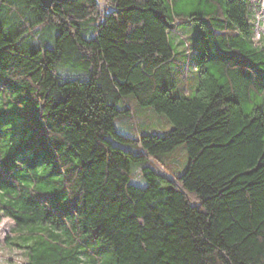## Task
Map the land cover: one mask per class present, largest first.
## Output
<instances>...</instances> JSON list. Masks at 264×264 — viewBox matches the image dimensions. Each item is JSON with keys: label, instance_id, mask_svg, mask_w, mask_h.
Here are the masks:
<instances>
[{"label": "trees", "instance_id": "16d2710c", "mask_svg": "<svg viewBox=\"0 0 264 264\" xmlns=\"http://www.w3.org/2000/svg\"><path fill=\"white\" fill-rule=\"evenodd\" d=\"M0 0V223L78 235L21 246L27 264H264V46L253 0ZM197 32L199 80L174 95L172 35ZM133 95L174 124L141 134L116 119ZM185 144L186 170L157 156ZM146 186L133 164L145 163ZM26 240H29V239ZM46 249L36 252L37 247Z\"/></svg>", "mask_w": 264, "mask_h": 264}, {"label": "rangeland", "instance_id": "374dc122", "mask_svg": "<svg viewBox=\"0 0 264 264\" xmlns=\"http://www.w3.org/2000/svg\"><path fill=\"white\" fill-rule=\"evenodd\" d=\"M101 9L104 12H109L110 9L105 0H101ZM248 21L255 29V42L257 45L264 46V0H253V6L248 14ZM197 30L191 25L180 26L179 32L172 35V45L176 51L174 61L170 63L172 71V80L169 83L171 92L174 95L193 96L197 88L199 76L195 69L194 53L198 48ZM130 106L129 114L121 115L116 119L117 130L126 137L133 139V142L120 143L114 141L117 145L132 150L136 154L142 153V146L137 140L141 134L157 133L166 134L174 124L163 113H159L148 106L140 105L133 95H128L123 98L120 107ZM163 165L157 164L154 159H151L153 165H156L162 172L169 176L181 175L187 168L189 156L185 144H180L172 151L162 153L157 156ZM145 163H134V183L140 186H146L147 182L143 177L141 168ZM30 228H20L17 223L9 217H5L0 223V264H27L30 261L29 251L20 248L40 241H48L64 244L66 237H77L79 241L93 240L91 234L78 235L75 233H54L50 230L38 231L36 236H23ZM30 231V230H29ZM29 240H26V239ZM99 248L103 249V255L100 264H109L111 262V251L109 245L99 240L96 242ZM46 249L45 245L37 247L36 252H42Z\"/></svg>", "mask_w": 264, "mask_h": 264}, {"label": "water", "instance_id": "95a60500", "mask_svg": "<svg viewBox=\"0 0 264 264\" xmlns=\"http://www.w3.org/2000/svg\"><path fill=\"white\" fill-rule=\"evenodd\" d=\"M45 5L51 6L54 1H67V0H42Z\"/></svg>", "mask_w": 264, "mask_h": 264}]
</instances>
